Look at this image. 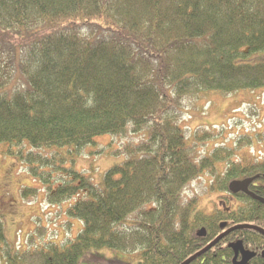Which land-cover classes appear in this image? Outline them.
<instances>
[{"label":"trees","instance_id":"trees-1","mask_svg":"<svg viewBox=\"0 0 264 264\" xmlns=\"http://www.w3.org/2000/svg\"><path fill=\"white\" fill-rule=\"evenodd\" d=\"M244 90L264 92V0H0L3 155L41 181L50 205L83 194L65 210L69 225L82 224L74 240L54 242L38 223L16 250L0 225V264H79L103 248L129 253L135 264H181L222 222L264 228V203L220 196L232 180L255 177L249 189L264 198V157L249 153L264 130L189 132L180 123L188 101L200 106L214 92ZM106 134L143 138L117 150L124 159L101 185L57 168L63 157L47 154L52 147L78 152ZM210 140L213 149L202 155ZM53 166L61 171L55 187ZM206 177L203 195L222 198L213 210L198 208L201 195L186 192ZM37 191L21 194L32 200ZM235 240L256 253L247 264H264V235L252 229L229 232L189 264H232ZM88 264L134 263L94 253Z\"/></svg>","mask_w":264,"mask_h":264},{"label":"rangeland","instance_id":"rangeland-1","mask_svg":"<svg viewBox=\"0 0 264 264\" xmlns=\"http://www.w3.org/2000/svg\"><path fill=\"white\" fill-rule=\"evenodd\" d=\"M213 94L215 95H212L209 100L204 102V104L202 103L200 106L197 105L195 100L194 102H187V112L183 114L180 123L182 122V126L188 129L189 132L194 131L199 127H205L211 130L212 128L210 127H213L215 123H220V121H225L228 123L230 120L229 117L233 119L232 121L240 124V119H242V117L248 116L244 108H247V112L251 113L252 115L257 116L259 114L257 112L259 111L257 107L253 106L252 104L258 106L261 112L264 111V105H261L260 102L261 97L264 94H261L259 99H257L258 95L256 92L251 90L239 91L225 97L216 92ZM243 101L246 102L244 103ZM238 105L241 107L240 114L237 116L240 119H234V117H232L235 115L234 108H236ZM194 112L197 113L194 114ZM196 120L199 122L191 126V121ZM217 120L220 121L218 122ZM250 120L251 119L247 121V124L251 126L254 123H252ZM257 121L258 120H256L255 123H257ZM216 129L220 131L222 130L221 128ZM226 131L230 132V130ZM229 136L233 137V135ZM142 138L143 137L141 135L133 136L128 134L126 136L116 138L106 134L95 138L94 145H87L78 152L73 151V148L71 147H52L51 149L47 150V154H59L63 157V160H57V168L66 167L81 171L90 177L94 184L101 185L104 173L110 167L120 164L124 159L121 153H117V150L122 148L123 144L129 142L130 140L139 141ZM208 143L209 144L207 146L205 145L201 147V153L211 149V145L214 143V141L210 140ZM260 145L261 143H256V148L263 149L262 151L264 152V148H261ZM6 150L7 148H5L4 145H0V225L6 237L5 242L10 247H17L18 243L22 244L20 248L26 247L27 244L25 245L22 243L24 240V232H27L32 228L34 229L38 223L41 226L45 225L47 230L46 238H51L54 242L61 243L66 238L67 241L74 240L81 231L82 224L79 225L78 220L71 219V222L73 223L72 225H69V220L65 214V211L57 205H50L46 209H43V204L46 202V198L41 181L32 177L29 174L26 166L21 165L16 160L15 156L11 157L3 155V152ZM29 151L30 150H27V152ZM57 168L55 166L51 168L52 171H54L53 175L55 176L54 183L52 184L53 187L57 185V181H59L57 176L61 174V171H58ZM48 169L50 168L45 170ZM200 180L201 181H196L191 185L193 192H197L201 195L198 208L213 210L215 208L214 202H219L222 200L220 196H225L226 194H222L220 196L216 194L203 195L205 181L208 180L207 177L205 178V181L203 178ZM26 187L35 188L38 190L37 194L32 200H25L22 197L21 190ZM186 192L191 194L190 189L186 190ZM82 195L83 194H79L75 198L63 202L62 206L67 207L73 204ZM46 205L47 204L44 206ZM35 219L36 224H34ZM94 253L103 258L117 257L120 260H129L134 264L136 263V259H131L134 257L129 253L116 252L107 248H103L100 250H91L88 254L80 259L79 264H88L90 255ZM126 257L130 258L124 259Z\"/></svg>","mask_w":264,"mask_h":264},{"label":"water","instance_id":"water-1","mask_svg":"<svg viewBox=\"0 0 264 264\" xmlns=\"http://www.w3.org/2000/svg\"><path fill=\"white\" fill-rule=\"evenodd\" d=\"M254 180V178H246L243 180H233L229 183V191L231 193H237V192H243L253 199H256L262 203H264V198L257 196L253 192H251L248 188L251 182ZM222 229L225 228V224L220 225ZM235 229H252L258 231L260 234L264 235V229L256 227L254 225L249 224H237L235 226H232L231 228L227 229L225 232L218 235L216 238H214L207 246H205L201 251L195 253L194 255L190 256L186 260H184L181 264H189L192 260H194L197 256L201 255L203 252H205L210 247L214 246L218 241H220L225 235H227L229 232L235 230ZM202 234H204V230L202 229ZM229 246L234 251V257L233 262L234 264H246V262L255 255L254 252H250L248 250H245L243 247L242 242L236 241L234 243H230ZM238 252L242 254V258L240 262L236 261V257L238 255ZM262 256L264 257V251L262 252Z\"/></svg>","mask_w":264,"mask_h":264}]
</instances>
